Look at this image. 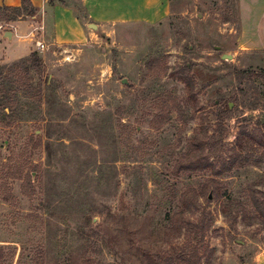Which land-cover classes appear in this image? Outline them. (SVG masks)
<instances>
[{"label": "rangeland", "instance_id": "374dc122", "mask_svg": "<svg viewBox=\"0 0 264 264\" xmlns=\"http://www.w3.org/2000/svg\"><path fill=\"white\" fill-rule=\"evenodd\" d=\"M239 22V0H179L0 66V264L264 259V50ZM195 137L216 169L189 168Z\"/></svg>", "mask_w": 264, "mask_h": 264}, {"label": "crops", "instance_id": "0c3cea01", "mask_svg": "<svg viewBox=\"0 0 264 264\" xmlns=\"http://www.w3.org/2000/svg\"><path fill=\"white\" fill-rule=\"evenodd\" d=\"M30 1L36 9L34 15L0 30V66L28 57L38 41L49 50L79 46L123 24H159L171 16L179 0ZM21 5L22 0H0V6ZM239 17V48L243 52L264 50V0H239ZM41 51L46 52L45 48ZM259 264H264V259Z\"/></svg>", "mask_w": 264, "mask_h": 264}, {"label": "trees", "instance_id": "16d2710c", "mask_svg": "<svg viewBox=\"0 0 264 264\" xmlns=\"http://www.w3.org/2000/svg\"><path fill=\"white\" fill-rule=\"evenodd\" d=\"M36 13V9L33 6L32 2L30 0H22V5L19 7H12V6H0V20L1 21H5L6 23H12L20 18L26 17V16H32ZM38 55L36 53H32L31 57L34 59H38L37 57ZM179 74V76H181V79L184 80L185 82H187L188 85H193L194 82H192V79H187L185 77L186 74V70L183 69L181 71H179L177 73V75ZM207 145V147H206ZM208 145H210V143H201V140L198 139V137H195L192 145L190 147L189 150V160H187L189 162V168L191 170H204L207 168H214L216 169V166L213 165L210 162V156L215 155V152L213 151L212 147H208ZM195 149H198V151H196ZM208 150V153H210L209 155H207L206 157L203 156L204 152ZM198 152V153H196ZM236 158L231 159V161L228 162L227 165L223 164V168L221 171H218L217 173H223V172H227L230 171L236 164ZM248 159H246L247 161ZM197 162H199V165H195L197 164ZM264 199V198H263ZM254 205L256 207L257 213H258V217L262 218L264 220V200L263 201H259L258 199L254 200ZM256 216V217H257ZM255 218L254 220H259V218ZM183 254H178L175 250L173 251L172 254H170L169 256V260L173 261V262H179L181 264H192V259L194 260V262H198L200 260V258L196 255V254H187L185 253V251L182 252ZM197 259V260H196ZM171 264V263H168ZM193 264H198V263H193Z\"/></svg>", "mask_w": 264, "mask_h": 264}, {"label": "built area", "instance_id": "2783aa9c", "mask_svg": "<svg viewBox=\"0 0 264 264\" xmlns=\"http://www.w3.org/2000/svg\"><path fill=\"white\" fill-rule=\"evenodd\" d=\"M4 26H5V24L0 23V30H3V29H4ZM37 46H38L41 50H43V49L45 48V44H44L43 42H41V41H38V42H37Z\"/></svg>", "mask_w": 264, "mask_h": 264}, {"label": "water", "instance_id": "95a60500", "mask_svg": "<svg viewBox=\"0 0 264 264\" xmlns=\"http://www.w3.org/2000/svg\"><path fill=\"white\" fill-rule=\"evenodd\" d=\"M92 27H95V25H92ZM223 57L224 58H226V57L231 58L232 56L229 54H223ZM124 82H126V79H124Z\"/></svg>", "mask_w": 264, "mask_h": 264}]
</instances>
